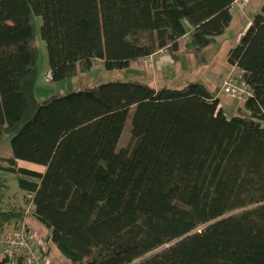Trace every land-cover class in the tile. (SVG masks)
<instances>
[{"label": "trees", "instance_id": "obj_1", "mask_svg": "<svg viewBox=\"0 0 264 264\" xmlns=\"http://www.w3.org/2000/svg\"><path fill=\"white\" fill-rule=\"evenodd\" d=\"M236 1L0 0V169L30 212L0 209V234L32 216L48 230L44 254L51 244L68 264H264V3L227 53L250 91L232 115L200 82L34 96L32 15L60 82L95 61L114 71L159 50L175 59L187 36L183 53L203 54Z\"/></svg>", "mask_w": 264, "mask_h": 264}, {"label": "rangeland", "instance_id": "obj_2", "mask_svg": "<svg viewBox=\"0 0 264 264\" xmlns=\"http://www.w3.org/2000/svg\"><path fill=\"white\" fill-rule=\"evenodd\" d=\"M262 3H264V0H262L260 5H262ZM259 8H256L253 2L245 4L243 0L237 1L231 10L232 21L230 22L229 27L225 30L224 34L217 37L203 54H199L197 56L191 54L182 55L184 58L183 63L181 62V64L177 67V71L172 73V77L175 81L168 84L167 87L179 88L188 82H200L209 91H213V88L218 86V83H215L216 79L218 81V79L230 73L238 77L240 73L237 70H232L227 64V53L236 45L240 35H242L248 27V21H251L253 15L259 11ZM32 24L34 26V44L37 49L34 96L36 101L39 103L49 99L53 95H65L109 82L139 81L153 87L156 84L154 76H151L150 73L149 75H145L143 71V73H137L134 69H131V67L123 70L105 71L102 63L99 61H95L93 63L89 72L78 74L75 78L65 79L60 82L46 83L44 79L46 75L49 74V66L46 46L40 35L41 18L32 15ZM187 39L188 36L181 40V46L184 45V42ZM143 66H145V62H143ZM147 68L149 69V67ZM158 87L161 88L163 85H159ZM218 98L225 111L226 108L231 109L234 112L238 107L241 109L243 108L241 100L230 98L224 95L221 91L218 93ZM129 124L130 119H128L125 123V127L123 129L124 134L120 140L121 146L126 145L128 141L129 135L127 129ZM9 140L10 136L8 135L3 134L0 136V157H7L10 155ZM22 164L31 167L36 166L24 162H22ZM5 165L6 164L0 159V167ZM0 182H2L0 183V209L6 210L9 207L24 208L26 210V214H29V206L26 205L24 201V197L27 196V193L19 188L17 178H14L11 174L0 171ZM25 224L27 226L23 225L24 228L28 227L30 231L36 233L38 239L43 242L45 247L44 241L48 235V230L32 216H28L26 218ZM19 227L21 226L19 225ZM47 249H49L47 257L50 264H68L60 256L59 252L53 245L49 244V247L47 245L45 250Z\"/></svg>", "mask_w": 264, "mask_h": 264}, {"label": "built area", "instance_id": "obj_3", "mask_svg": "<svg viewBox=\"0 0 264 264\" xmlns=\"http://www.w3.org/2000/svg\"><path fill=\"white\" fill-rule=\"evenodd\" d=\"M159 50L146 58L147 66H153L158 55L165 53ZM44 81L50 82V76L46 75ZM219 90L226 96L245 101L250 96L246 83L239 77L227 74L218 81ZM0 254L9 259H20L24 264H50L47 255L44 254V244L38 239L36 233L19 227L11 232L0 234Z\"/></svg>", "mask_w": 264, "mask_h": 264}, {"label": "crops", "instance_id": "obj_4", "mask_svg": "<svg viewBox=\"0 0 264 264\" xmlns=\"http://www.w3.org/2000/svg\"><path fill=\"white\" fill-rule=\"evenodd\" d=\"M237 1H239V0H237ZM243 1L245 2V4H249V3L253 2L255 4V7L256 8H259L261 6L260 4L262 2V0H243ZM234 4H233V6H234ZM248 22L250 23V21H248ZM249 23H247V24H249ZM181 40H179V43H178V45H179V52L177 53V57L175 59H173L167 52H165V53H162V54H160V55L157 56V58H156V60H155V62L153 64V66H147L146 64H145L146 67L143 66L144 59H142L139 62L132 63L129 67H131V69H134V71L137 72V73H143L144 72L145 75H149V73H150L151 76L153 75L154 78H155L156 84L154 85V87L153 86H151V87H153L155 89L160 88V87H158L159 85L160 86L163 85V87H167L168 84H171V83H173L175 81V79L172 77L173 76L172 73L177 71V67L181 64V62L183 63V59L184 58H183L182 55H190V54L183 53L184 45L181 46ZM147 67H149V69ZM231 69L232 70H235L234 68H231ZM158 81H159V83H158ZM218 81H219V79H218ZM218 81L216 79L215 80V83L217 84ZM170 88H172V87H170ZM218 88H219V85L218 86H215L213 88V91H209L207 88L206 89L209 92H211V93H213L214 91L217 90L216 98L219 101V98H218L219 89ZM219 104H220V101H219ZM220 107H222L221 104H220ZM222 109L224 110L223 107H222ZM224 112L227 115L228 114L229 115H232L234 113V111H232L231 109H228V108H226V111L224 110ZM9 156H7V157H9ZM7 157L6 156L5 157L4 156H1L0 159L7 158ZM18 164L20 166H22V167H26V168L31 169V170L42 171V168L41 167H38V166L31 167V166H27L25 164H22V162H19ZM0 171L5 172V171H3L1 169H0ZM5 173H7V172H5ZM13 176H14V178L15 177L17 178V176H15V175H13ZM26 218L27 217H25L22 220L21 223H17L15 225H18V226L19 225H25V226H27L25 224L26 223ZM1 258H2V255L0 254V260H1Z\"/></svg>", "mask_w": 264, "mask_h": 264}]
</instances>
